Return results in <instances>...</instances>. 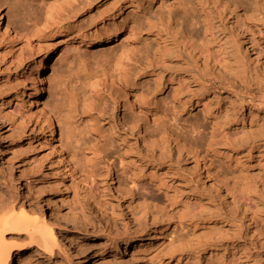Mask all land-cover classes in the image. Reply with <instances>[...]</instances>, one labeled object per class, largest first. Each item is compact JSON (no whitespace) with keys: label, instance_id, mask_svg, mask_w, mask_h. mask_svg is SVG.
<instances>
[{"label":"rangeland","instance_id":"1","mask_svg":"<svg viewBox=\"0 0 264 264\" xmlns=\"http://www.w3.org/2000/svg\"><path fill=\"white\" fill-rule=\"evenodd\" d=\"M49 1L60 16L45 26L41 0H0L25 37L0 36V216L27 224L55 203L63 215L49 220L53 251L6 233L12 264H83L71 248L85 264H204L213 250L225 264H264V0ZM102 22L123 28L85 45L51 40L43 97L78 165L64 175L23 100L35 57L24 40ZM117 67L143 108L120 79L96 87V74Z\"/></svg>","mask_w":264,"mask_h":264},{"label":"bare ground","instance_id":"2","mask_svg":"<svg viewBox=\"0 0 264 264\" xmlns=\"http://www.w3.org/2000/svg\"><path fill=\"white\" fill-rule=\"evenodd\" d=\"M163 2V0H160ZM45 4V7L41 11V17L39 20H44L46 25L48 23H56V19L60 16L59 13L56 10V7L54 5H50L49 0H41ZM95 25V24H94ZM0 36L4 40H8L10 43H17L21 39H25V37L17 31H14L12 28V25L5 21L0 14ZM46 28V27H45ZM123 27L117 25L116 23H101L100 27L99 25L95 26L93 30L89 34H74L70 33L67 30H61V31H54L50 35V41L46 44H42L41 42L33 43L31 40H24L27 42V44L30 47V51L35 55L32 63V69L31 73L28 77H30L31 80V88L23 93L24 95V101L31 106V112L30 115L36 122L40 134L47 135L46 141L51 142L50 145L52 154L56 157L58 164L62 166V172L63 174L67 173H75L78 165L76 164V161L70 156L67 155L64 152L65 149V143H64V136L63 134H58V128L55 124V121L53 120V114L51 107L49 103H47L44 100L43 94H44V86H45V73L47 71V65L51 62V55L54 51V44L51 43V40H60V44H66L65 47L69 45V42L71 40L78 41L79 43L85 45L87 42H92L94 40H107L110 39L112 35L118 34L119 31H121ZM183 38H188V41L191 44H194L193 37L189 35L185 36V31H182L180 33ZM208 56L211 57V61L216 66L222 65V60L218 58L215 54L212 53V49L209 48L206 50ZM123 71V72H122ZM96 87L100 86L102 82H105L107 79L113 80L116 79L119 80L121 84L124 87V97L125 100L131 101V98H133L132 104L136 105V107L143 108L141 106V103H146V98L144 95L140 96H133V93L138 89V85L136 82H132L133 80L127 79V73L124 71L123 68L117 67L115 71H111V69H104L100 73L96 74ZM27 88V87H26ZM133 96V97H132ZM51 141H49V139ZM175 142H178L177 138H174ZM75 144L78 142L77 140H74ZM152 145V144H150ZM162 148L160 147L159 150ZM185 149V145H180L178 142L177 151ZM24 189V188H23ZM223 191L225 192V197H228V195L234 196V194L231 193L228 186H223ZM245 201V200H244ZM45 206V205H44ZM55 208L42 207V214L41 218H32L27 221L26 224V217L24 215H5L0 216V264H12L14 262V250H12L4 241V236L6 233H12L19 235L21 233H26L30 237V241L32 243H35L37 247L46 252V251H53V248L58 246L57 245V239L53 238L55 237V231L53 225L50 224L49 220L54 221L53 224H60L63 218V215L61 213V209H59L56 206ZM49 215L46 217L43 215V212H47ZM23 216V218H22ZM25 219V220H24ZM48 220V221H47ZM64 221V220H63ZM55 226V225H54ZM46 235V236H45ZM45 236L46 239L42 241L39 237ZM71 245H69L70 247ZM16 250V249H15ZM137 250V251H135ZM134 252L132 254H135L140 250V247H136ZM71 255L70 259L72 262L76 261H82L83 264H85V259L81 256V254L74 249H70ZM220 252H217V250L204 252L203 254L205 257H202V260L204 264H213L214 262H218V264H225L223 262V257L219 256ZM202 254V255H203ZM234 254V252L232 253ZM231 255V254H230ZM185 262L192 264H195V260L192 258H185ZM220 262V263H219ZM201 263V262H200ZM17 264H26L23 258H20Z\"/></svg>","mask_w":264,"mask_h":264}]
</instances>
